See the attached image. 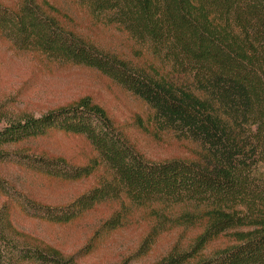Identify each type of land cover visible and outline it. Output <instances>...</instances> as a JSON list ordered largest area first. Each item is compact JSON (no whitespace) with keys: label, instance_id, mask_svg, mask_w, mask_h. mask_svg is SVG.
Returning <instances> with one entry per match:
<instances>
[{"label":"trees","instance_id":"obj_1","mask_svg":"<svg viewBox=\"0 0 264 264\" xmlns=\"http://www.w3.org/2000/svg\"><path fill=\"white\" fill-rule=\"evenodd\" d=\"M73 1L150 43L176 74L190 78V85L176 86L171 76L97 48L68 29L48 0L0 2V33L19 48L108 76L148 104L162 126L198 142L199 154L194 160L144 159L106 111L88 98L39 117L9 121L0 132V147L51 128L82 135L137 204L192 205L202 232L189 250L174 247L153 264H264V0ZM5 156L8 152L0 150V159ZM54 161L44 162L43 170L71 179L86 177L96 165L93 160L51 173ZM102 191L93 189L62 215L53 210L44 214L58 221L72 219L76 210L101 199ZM190 216L186 212L193 221ZM3 221L0 264H77L72 256ZM224 236L230 237L224 247L202 253L210 241Z\"/></svg>","mask_w":264,"mask_h":264},{"label":"rangeland","instance_id":"obj_2","mask_svg":"<svg viewBox=\"0 0 264 264\" xmlns=\"http://www.w3.org/2000/svg\"><path fill=\"white\" fill-rule=\"evenodd\" d=\"M48 1L68 29L97 48L146 69L154 68L169 79L171 76L176 86L190 85V78L176 74L170 63L154 54L150 43L134 39L105 16L95 15L73 0ZM0 2L13 5L16 0ZM81 98L101 106L118 133L144 159L194 160L199 154L198 142L162 126L148 104L108 76L38 50L19 48L0 33V132L9 121L24 115L39 117ZM0 150L9 154L0 159V219L72 256L77 264H153L174 247L189 250L204 228L190 204L142 205L130 199L82 135L51 128ZM49 160L57 163L50 165L51 173L91 165L93 160L96 165L86 177L71 179L46 173L43 166ZM98 188L104 196L90 208L76 210L72 219L58 221L44 214L53 210L62 215ZM186 212L193 221L186 219ZM229 242V236L212 240L202 253Z\"/></svg>","mask_w":264,"mask_h":264}]
</instances>
